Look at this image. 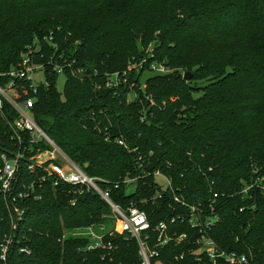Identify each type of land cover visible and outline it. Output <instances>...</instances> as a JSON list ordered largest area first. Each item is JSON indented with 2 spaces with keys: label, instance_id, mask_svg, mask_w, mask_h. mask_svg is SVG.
Returning <instances> with one entry per match:
<instances>
[{
  "label": "trees",
  "instance_id": "1",
  "mask_svg": "<svg viewBox=\"0 0 264 264\" xmlns=\"http://www.w3.org/2000/svg\"><path fill=\"white\" fill-rule=\"evenodd\" d=\"M150 46L143 68L128 71ZM29 49L32 63L45 67L49 85L40 84L34 94L29 83H20L18 94L34 98L39 126L88 175L109 182L101 184L111 189L115 204L145 211L153 237L162 221L170 234L189 235V241L160 249L161 264L211 263L189 253L198 249L193 241L199 231L191 229L188 209L170 191L155 198L153 176L139 180L132 192L114 187L143 170L170 177L189 205L208 209L218 193L219 221L210 235L220 248L264 264V192L242 193L245 184L264 178V0H0V74L16 68ZM150 63L172 72L143 85ZM56 64L84 74L80 79L68 73L61 92ZM125 71V81L107 86L109 76ZM186 72L193 75L189 81ZM9 80L0 77L2 84ZM17 116L5 103L0 156L15 148ZM36 178L23 166L19 184ZM68 189L38 187L41 197L25 199L16 231L9 198L0 191V245L5 235L15 236L7 263L0 264H140L137 243L122 233L111 238L118 247L112 260L79 251L88 240L73 233L111 223L112 209L89 192L71 204ZM178 214L186 220L170 223ZM22 248L31 253H20Z\"/></svg>",
  "mask_w": 264,
  "mask_h": 264
},
{
  "label": "built area",
  "instance_id": "2",
  "mask_svg": "<svg viewBox=\"0 0 264 264\" xmlns=\"http://www.w3.org/2000/svg\"><path fill=\"white\" fill-rule=\"evenodd\" d=\"M152 52V50H151ZM32 49L28 53L22 55V61L16 68H12L6 74H0V77H9L7 83L0 82V113H2L5 103H8L17 113V118L13 123L15 148L7 152H3L0 156V191L8 197L9 215L12 223V231L18 229L19 223L22 221L25 208L23 203L27 198L40 199V195L36 193V189L41 188L45 184H49L53 188L60 186H68L66 191L70 195L71 204H75L77 197L84 192L95 193L105 201L112 209L111 219L112 226L109 224L100 223L90 227L79 229L73 233V236L80 239H87L88 242L79 251L85 252H100L101 259H113V255L118 249L111 238H114L118 233L126 234V239L133 240L138 245V254L140 264H161L157 260L160 249L173 242L181 244L189 241L188 234L178 235L177 233H169V224L166 221L160 222L154 229L155 237L149 231L151 225L148 215L145 211L137 206H130L122 208L115 204L111 198V189L103 188L101 183H109L107 180L92 177L86 171L71 160L63 150L56 144V142L39 126L36 122L32 109L34 107V98H23L18 94L20 83H29V90L37 93V88L40 84L48 86L46 81L35 84L34 73L42 70L45 77V67L43 65H35L31 61ZM152 54L149 55L151 57ZM148 62V58H144L140 63L142 66ZM137 65V64H135ZM135 65L128 68V71L133 69H142L143 67H136ZM68 66V67H67ZM140 68V69H139ZM56 70L59 78L70 75L80 78L84 74L83 69L74 70L71 65L61 66L56 64ZM149 71L156 74H169L171 69L163 64L150 63ZM128 71L116 73L109 76L107 81L108 87H117L125 77ZM136 96V95H135ZM149 102L151 99L147 98ZM133 100V99H132ZM110 140L109 137L106 138ZM26 142V143H25ZM116 143L120 146L127 147L123 139H117ZM23 166L31 174L37 176L36 180H32L29 184L21 182L19 184V177ZM41 172V174H38ZM153 176L159 190L155 198L161 199L163 194L167 191L171 192V199L188 209L189 218L187 219L191 229L199 231V236L193 243L198 246L196 251L189 250V253L195 255V260L201 262L203 257L211 264H218L223 262L225 264H258V262L246 254L237 251H226L217 244L212 238L210 232L215 224L219 221V216L215 213V204L219 198L218 193H213L208 204V209L200 205H189L180 196L176 194V190L172 187V179L156 170L153 173L145 170L137 176L128 175L121 183H115L114 187L118 188L124 185L128 191L132 192L136 189L139 180L144 177ZM156 177L163 178L167 186L156 182ZM254 188H260L264 192V178L258 179L250 184H245L242 193L248 194ZM176 220L185 221L186 218L182 214H178L175 218L170 220L174 223ZM15 244L14 234L5 235L0 245V261L7 263L11 247ZM20 253L30 254L31 251L27 248H22ZM185 253L176 260L183 259Z\"/></svg>",
  "mask_w": 264,
  "mask_h": 264
},
{
  "label": "rangeland",
  "instance_id": "3",
  "mask_svg": "<svg viewBox=\"0 0 264 264\" xmlns=\"http://www.w3.org/2000/svg\"><path fill=\"white\" fill-rule=\"evenodd\" d=\"M151 50H152V46H150L148 49H146V50H144V53L146 54V58H147V55H150L151 54ZM136 67H143L141 64H137V65H135ZM140 69V68H139ZM154 75H156V73H154V72H151V71H149V70H146L144 73H143V76H142V81H143V85H144V83H145V81L148 79V78H150V77H152V76H154ZM65 77H63V76H60V78H59V80H58V89L62 92L63 91V88H64V84H65ZM43 82H45V77H44V73H43V71L42 70H38V71H36L35 73H34V83L35 84H40V83H43ZM204 84V82H198L197 83V85H199V86H201V85H203ZM135 98V94H131L130 96H129V99L130 100H132V99H134ZM156 182L158 183V184H160V185H162L163 187H166L167 186V183H166V181L163 179V178H161V177H156ZM112 224L113 223H109V227H111L112 226Z\"/></svg>",
  "mask_w": 264,
  "mask_h": 264
},
{
  "label": "water",
  "instance_id": "4",
  "mask_svg": "<svg viewBox=\"0 0 264 264\" xmlns=\"http://www.w3.org/2000/svg\"><path fill=\"white\" fill-rule=\"evenodd\" d=\"M192 77H193V75H192L191 72H186V73L184 74V80H185V81H189V80H191ZM86 166H87V165H86ZM86 166H85V167H86Z\"/></svg>",
  "mask_w": 264,
  "mask_h": 264
}]
</instances>
